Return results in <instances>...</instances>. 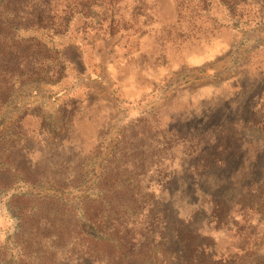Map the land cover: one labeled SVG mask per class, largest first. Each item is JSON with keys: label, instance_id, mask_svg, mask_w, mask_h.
<instances>
[{"label": "rangeland", "instance_id": "rangeland-1", "mask_svg": "<svg viewBox=\"0 0 264 264\" xmlns=\"http://www.w3.org/2000/svg\"><path fill=\"white\" fill-rule=\"evenodd\" d=\"M94 12L87 21L76 15L62 35L22 33L47 43L54 78L12 86L8 101L0 102V134L8 129L9 137L26 139L33 162L62 163L70 186L17 184L0 195V246L17 224L5 206L8 196L51 195L77 209L93 197L100 167L135 132L155 143L240 109L264 117V0H119ZM73 48L82 71L65 61ZM174 140V161L161 168L162 176L173 172L171 207L182 215L189 210L183 192L196 182L189 180L182 145ZM254 155L251 143L235 178L256 167H247ZM79 165V186H71ZM201 182L214 193L234 189L230 181L221 187L209 178ZM216 245L220 254L239 246L227 234Z\"/></svg>", "mask_w": 264, "mask_h": 264}, {"label": "trees", "instance_id": "trees-1", "mask_svg": "<svg viewBox=\"0 0 264 264\" xmlns=\"http://www.w3.org/2000/svg\"><path fill=\"white\" fill-rule=\"evenodd\" d=\"M117 4L119 0H0V102L8 101L18 81L54 78L47 43L22 33L62 35L76 15L87 21L95 8ZM73 51L64 60L82 71L80 52ZM250 109L171 132L155 143L135 132L100 167L93 197H85L77 209L51 195L12 193L5 206L17 224L0 246V264H264V117L258 119ZM174 139L182 145L189 180L196 182L183 192L189 210L182 215L171 207L173 172L162 176L166 168H161L174 161ZM251 143L255 155L247 167H256L235 178L246 165L243 158ZM28 144L14 133L9 137L8 129L1 132L0 195L17 184L70 186L62 163L33 162ZM81 172L79 165L72 175L77 183L71 186H79ZM207 178L217 187L230 181L234 189L209 191L201 182ZM225 234L239 246L220 254L216 240Z\"/></svg>", "mask_w": 264, "mask_h": 264}]
</instances>
